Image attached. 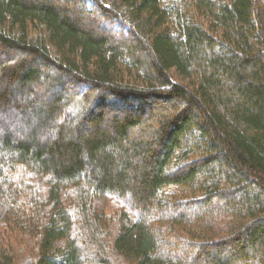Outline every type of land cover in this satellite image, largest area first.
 I'll use <instances>...</instances> for the list:
<instances>
[{"label": "trees", "instance_id": "trees-1", "mask_svg": "<svg viewBox=\"0 0 264 264\" xmlns=\"http://www.w3.org/2000/svg\"><path fill=\"white\" fill-rule=\"evenodd\" d=\"M0 231V264H264V0H0Z\"/></svg>", "mask_w": 264, "mask_h": 264}, {"label": "rangeland", "instance_id": "rangeland-1", "mask_svg": "<svg viewBox=\"0 0 264 264\" xmlns=\"http://www.w3.org/2000/svg\"><path fill=\"white\" fill-rule=\"evenodd\" d=\"M169 73L171 75L172 80H175L178 82L185 81L183 77L180 76V74L175 69H170ZM69 113H71L69 110L65 111L63 118L69 116L70 115ZM96 203L98 204L99 211H107L108 209L111 208V205L116 206V204H119V202L116 200V198L113 197V195H104L103 197L99 198ZM0 235H1V231H0Z\"/></svg>", "mask_w": 264, "mask_h": 264}]
</instances>
